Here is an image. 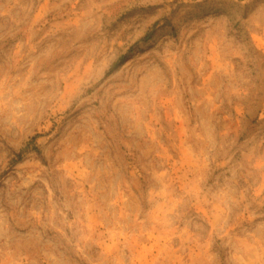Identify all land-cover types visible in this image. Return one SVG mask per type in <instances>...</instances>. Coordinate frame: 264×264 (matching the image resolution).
<instances>
[{"label":"rangeland","instance_id":"1","mask_svg":"<svg viewBox=\"0 0 264 264\" xmlns=\"http://www.w3.org/2000/svg\"><path fill=\"white\" fill-rule=\"evenodd\" d=\"M0 264H264V0H0Z\"/></svg>","mask_w":264,"mask_h":264},{"label":"trees","instance_id":"2","mask_svg":"<svg viewBox=\"0 0 264 264\" xmlns=\"http://www.w3.org/2000/svg\"><path fill=\"white\" fill-rule=\"evenodd\" d=\"M149 35L150 34L148 33L146 36H144L139 41H147V38L149 37ZM132 51H133V46H131L125 53H122L121 55H119V57L113 62L109 72H114L120 66H122L131 57ZM36 138H37V135H34L32 139H36Z\"/></svg>","mask_w":264,"mask_h":264}]
</instances>
